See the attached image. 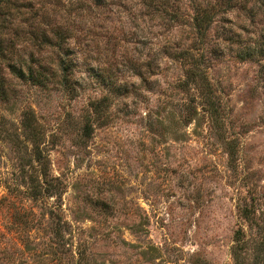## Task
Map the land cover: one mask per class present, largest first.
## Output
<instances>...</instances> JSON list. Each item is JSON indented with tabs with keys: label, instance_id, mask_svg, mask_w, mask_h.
I'll use <instances>...</instances> for the list:
<instances>
[{
	"label": "rangeland",
	"instance_id": "obj_1",
	"mask_svg": "<svg viewBox=\"0 0 264 264\" xmlns=\"http://www.w3.org/2000/svg\"><path fill=\"white\" fill-rule=\"evenodd\" d=\"M0 38V264H264V0H4Z\"/></svg>",
	"mask_w": 264,
	"mask_h": 264
},
{
	"label": "trees",
	"instance_id": "obj_2",
	"mask_svg": "<svg viewBox=\"0 0 264 264\" xmlns=\"http://www.w3.org/2000/svg\"><path fill=\"white\" fill-rule=\"evenodd\" d=\"M4 5V0H0V6ZM198 13L196 16V24H200L201 20H203V13ZM47 41V38H46ZM4 52L5 48L3 46V40L0 38V59H4ZM26 128L30 130L31 125L27 124ZM31 141L34 143L33 147V153H32V159L25 162L26 175H27V182L29 184L28 188L30 191L34 192L35 195H38L42 188H46L47 186L50 187L54 185L53 183H49L50 180H53L52 176L48 175L47 171V163H46V156L42 149L38 148L40 141H42V138L40 140L39 136L37 134H33L31 137H28ZM33 163H35V167L32 166ZM28 166V167H27ZM52 178V179H51ZM41 194V193H40Z\"/></svg>",
	"mask_w": 264,
	"mask_h": 264
}]
</instances>
